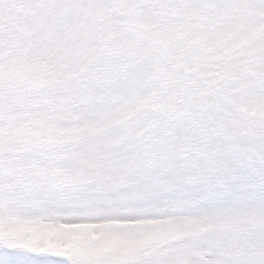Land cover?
<instances>
[{"label":"snow or ice","instance_id":"6c2138e0","mask_svg":"<svg viewBox=\"0 0 264 264\" xmlns=\"http://www.w3.org/2000/svg\"><path fill=\"white\" fill-rule=\"evenodd\" d=\"M0 264H264V0H0Z\"/></svg>","mask_w":264,"mask_h":264}]
</instances>
